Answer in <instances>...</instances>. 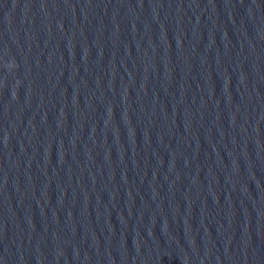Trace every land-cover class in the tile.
Masks as SVG:
<instances>
[{
	"label": "water",
	"instance_id": "obj_1",
	"mask_svg": "<svg viewBox=\"0 0 264 264\" xmlns=\"http://www.w3.org/2000/svg\"><path fill=\"white\" fill-rule=\"evenodd\" d=\"M0 264H133L58 143L1 70Z\"/></svg>",
	"mask_w": 264,
	"mask_h": 264
}]
</instances>
